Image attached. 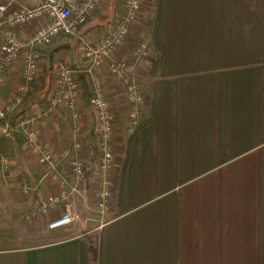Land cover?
<instances>
[{"label": "crops", "instance_id": "1", "mask_svg": "<svg viewBox=\"0 0 264 264\" xmlns=\"http://www.w3.org/2000/svg\"><path fill=\"white\" fill-rule=\"evenodd\" d=\"M144 3L145 18L157 26L151 35L136 26L130 38L147 36L149 44L139 66L145 104L137 126L124 86L103 68L115 123L111 208L95 237L75 223L48 227L63 205L41 215L44 198L65 194L79 207L88 188L97 193L96 120L82 82L78 121L65 107L34 115L47 107L55 63L83 67L80 38L106 34L123 11L121 0H104L79 36L61 34L40 49L37 81L3 120L15 134L0 139L1 156L34 130L55 168L21 149L8 166L0 159V264H264V0ZM18 67L0 80V106L12 98ZM74 142L82 149L64 155ZM76 158L85 165L82 176L72 170ZM87 237L97 241L95 259Z\"/></svg>", "mask_w": 264, "mask_h": 264}, {"label": "built area", "instance_id": "2", "mask_svg": "<svg viewBox=\"0 0 264 264\" xmlns=\"http://www.w3.org/2000/svg\"><path fill=\"white\" fill-rule=\"evenodd\" d=\"M104 0H34L33 6H26L19 0H0V80L4 73L18 65L20 78L12 90V98L0 106V119L15 111L31 91L40 75V49L50 45L61 35L79 36L90 16ZM122 13L114 25H110L106 34L98 38L81 37L84 65L74 67L66 60L55 63L56 79L47 96V107L34 117L48 116L58 107L71 111L74 120L78 121L82 110L80 95L82 84L80 75H87L91 82L89 104L96 120V133L99 149L98 181L96 193L97 209L104 214L112 206L114 181V134L110 99L105 90L103 68L124 86V99L129 107V116L133 126H137L143 115L145 95L138 80L139 66L148 56L147 36L141 35L129 48L126 54L122 47L129 42L134 28L148 25L144 16V0H121ZM33 23H39L35 30L27 35L21 30ZM132 40H130V44ZM76 131L79 126L76 124ZM24 149L33 151L41 165L48 171L55 168V160L49 146L38 140L34 130L27 131ZM82 149L81 142H74L64 148V155ZM8 166L9 161L3 160ZM72 170L77 176L85 172L83 161L76 158ZM63 205L60 214L48 223L50 229L72 225L79 218L75 201L65 194L49 195L39 206L43 213L55 210Z\"/></svg>", "mask_w": 264, "mask_h": 264}, {"label": "rangeland", "instance_id": "3", "mask_svg": "<svg viewBox=\"0 0 264 264\" xmlns=\"http://www.w3.org/2000/svg\"><path fill=\"white\" fill-rule=\"evenodd\" d=\"M146 21L148 22V25H146L144 28H141L140 32L141 33L147 32V33H150V35L152 33H155L156 26H157L156 18H154V20H149L147 18ZM135 29L137 30L136 27L134 28V30ZM136 41H137V37L131 41L132 43L130 45H128V47L130 48L132 46V44L135 43ZM143 61H142L141 65H143ZM144 73H146L145 70H144ZM79 80L84 85V93L88 98L90 89H89V81L87 79V75H86V77L85 76L79 77ZM15 113L16 112H14V115H15ZM17 116L18 115L16 114L15 118ZM4 119L5 118L0 119V139L4 138V137H12L15 134L13 132V130H11V132H10L8 128L6 129V125H5L6 123L3 121ZM9 132L11 134H9ZM15 132L17 133L18 131H15ZM23 133H24V131H23ZM20 149L23 152H28V150L24 149L23 145L21 148L19 147L18 141L15 142L12 140V142L9 145V148L6 152V155H2V156L0 155L1 163L3 164L4 159H7L9 161V164L12 163V160H17ZM29 152H31V151H29ZM37 159H38V157H37ZM2 167H3V165H2ZM4 168L6 169V167H4ZM95 194H96V188L93 187L91 189L88 188V193H87L86 198H82L81 196L79 197L80 200H78V203H77V204H79V207H78L79 218H77V220L75 222L77 227H79L82 231L83 230L86 231V229L90 230L91 231L90 234L92 235V237H95V233H96L97 228L102 224V222L104 220L103 214L97 209ZM39 209L40 208L37 209V213H39L41 215H47V214L51 213V211H49L47 213H43ZM38 216H40V215H38Z\"/></svg>", "mask_w": 264, "mask_h": 264}, {"label": "trees", "instance_id": "4", "mask_svg": "<svg viewBox=\"0 0 264 264\" xmlns=\"http://www.w3.org/2000/svg\"><path fill=\"white\" fill-rule=\"evenodd\" d=\"M86 239L88 241V248L91 256L95 259L97 257V241L96 239H92L91 237H87Z\"/></svg>", "mask_w": 264, "mask_h": 264}]
</instances>
